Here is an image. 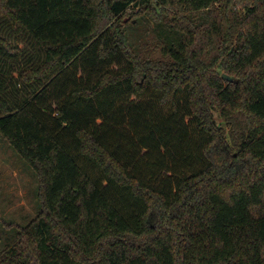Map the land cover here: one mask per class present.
I'll return each instance as SVG.
<instances>
[{"label": "trees", "instance_id": "trees-1", "mask_svg": "<svg viewBox=\"0 0 264 264\" xmlns=\"http://www.w3.org/2000/svg\"><path fill=\"white\" fill-rule=\"evenodd\" d=\"M0 136V264H264V0H0Z\"/></svg>", "mask_w": 264, "mask_h": 264}, {"label": "rangeland", "instance_id": "rangeland-1", "mask_svg": "<svg viewBox=\"0 0 264 264\" xmlns=\"http://www.w3.org/2000/svg\"><path fill=\"white\" fill-rule=\"evenodd\" d=\"M186 121L190 122V118ZM217 121L224 125L218 117ZM81 164L91 171L95 180H101L96 168L84 161ZM37 195L36 172L0 136V252L16 241L21 228L37 218L40 212Z\"/></svg>", "mask_w": 264, "mask_h": 264}, {"label": "water", "instance_id": "water-1", "mask_svg": "<svg viewBox=\"0 0 264 264\" xmlns=\"http://www.w3.org/2000/svg\"><path fill=\"white\" fill-rule=\"evenodd\" d=\"M222 78H223L224 80H231L227 75H223Z\"/></svg>", "mask_w": 264, "mask_h": 264}]
</instances>
